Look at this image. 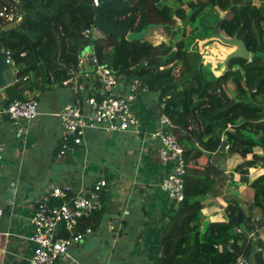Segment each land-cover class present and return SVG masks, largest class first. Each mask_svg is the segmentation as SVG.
Returning <instances> with one entry per match:
<instances>
[{
    "label": "trees",
    "instance_id": "obj_1",
    "mask_svg": "<svg viewBox=\"0 0 264 264\" xmlns=\"http://www.w3.org/2000/svg\"><path fill=\"white\" fill-rule=\"evenodd\" d=\"M18 1L22 21L0 40V49L10 52L19 69L17 81L6 88L10 101L28 100L30 80L54 88L69 81L88 47L101 67L126 81L138 79L158 95L171 125L166 131L184 149L187 169L185 199L171 211L160 241V263L234 264L243 256L264 264V242L248 241L236 230L255 229L251 218L237 224L239 202H230L228 223L209 224L204 233L201 227L203 202L222 173L212 155L225 144L231 154L252 157L237 171L253 190V205L264 222V175L255 180L249 176L250 169L264 166V156L254 152L264 151V0H135L129 9L110 13L109 23L130 33L162 25L167 34H176L168 45L146 38L130 42L114 35L86 37L96 26L93 0ZM6 25L0 20V28ZM216 27L226 38L237 35L252 54L251 61L232 59L219 76L199 51L206 44L216 49ZM2 100L0 93V110Z\"/></svg>",
    "mask_w": 264,
    "mask_h": 264
},
{
    "label": "crops",
    "instance_id": "obj_2",
    "mask_svg": "<svg viewBox=\"0 0 264 264\" xmlns=\"http://www.w3.org/2000/svg\"><path fill=\"white\" fill-rule=\"evenodd\" d=\"M83 54L79 70L70 71L71 79L59 87L29 81L25 96L39 102L36 122L15 123L0 115V264H28L33 248L31 220L48 192L70 188L73 193H87L101 181L107 186L100 193L98 210L82 223L83 230L92 233L60 264H161L160 241L175 208L161 183L175 162L155 137L164 117L158 95L142 92L133 103L139 119L137 134L90 130L77 154L58 156L63 131L57 114L77 100L104 92L96 66H90V53L86 49ZM12 70L17 81L19 69L12 64ZM129 83L120 80L118 91L125 92ZM254 152L264 156L261 148ZM246 160L252 157L222 148L212 155V163L222 173L203 202V233L209 224L228 223L230 202L240 203L245 219L261 216L253 205V190L241 182L237 171ZM253 170L251 180L264 175L261 164Z\"/></svg>",
    "mask_w": 264,
    "mask_h": 264
},
{
    "label": "built area",
    "instance_id": "obj_3",
    "mask_svg": "<svg viewBox=\"0 0 264 264\" xmlns=\"http://www.w3.org/2000/svg\"><path fill=\"white\" fill-rule=\"evenodd\" d=\"M101 0H93L94 8L101 6ZM0 20L4 24L22 21L19 1L0 0ZM4 28H0V31ZM94 34L103 37L97 27L93 26L85 32L86 37ZM206 54H201L206 60L211 55V47L205 45ZM203 47V48H204ZM87 50H91L90 47ZM8 62L14 64L9 51H5ZM96 66V74L104 88L102 94L96 93L88 96L84 101L77 100L66 106L57 114L63 134L60 138L61 149L59 157L72 156L79 152L85 143L86 134L90 130H100L105 133H135L139 132V119L133 110V103L142 93L148 91L138 79L127 84L125 92L118 91L120 78L114 71L101 67L94 57L93 49L89 51ZM117 90V92H116ZM0 115L8 117L15 123L36 122L40 116L39 102L36 98L28 100L14 99L0 110ZM161 128L156 132L158 138L171 159L175 162L172 172L161 183V190L168 195L175 204H180L185 199V176L187 174L184 158V149L180 146L176 136L170 131L169 121L161 118ZM222 141L225 142L224 137ZM225 151H230V145L225 144ZM252 175V172H250ZM107 186L106 181L98 182L91 191L73 193L70 188H53L37 204L32 222V236L29 238L33 248L28 264H60L70 257L72 247L80 244L85 236L92 233L87 228L80 231L82 223L98 210L100 193ZM251 222L255 226L249 241L264 242V222L260 217H253ZM238 234H243L241 228L236 229ZM66 233V235H63ZM256 252H262L257 247ZM234 264H256L254 258L239 257Z\"/></svg>",
    "mask_w": 264,
    "mask_h": 264
},
{
    "label": "water",
    "instance_id": "obj_4",
    "mask_svg": "<svg viewBox=\"0 0 264 264\" xmlns=\"http://www.w3.org/2000/svg\"><path fill=\"white\" fill-rule=\"evenodd\" d=\"M13 2V0H9ZM135 0H109L101 4L99 8H95L96 17L95 24L98 31L102 34L103 37L114 35L122 38H126L130 42L134 41H143L147 35L154 29H163L162 25L150 24L146 29L140 32L130 33L125 28H118L117 26L111 25L109 23V15L111 12H122L129 9ZM20 12H23L22 6L19 4ZM17 25L15 23L7 24L3 30L0 31V40L4 38L5 34L11 29L15 28ZM217 28V27H216ZM215 40L222 42L228 47H233L236 50L230 54L226 61H224L225 71L228 70L229 62L234 59H244L247 61L252 60V54L247 49L246 45L242 40L238 38V36H234L233 38H226L221 35L219 29H216V34L214 37ZM95 41H93L94 44ZM92 50V49H91ZM91 50H87L88 52ZM85 53L83 54V57ZM90 60V66L95 68V63L92 60V57L88 58ZM85 61H83L84 64ZM84 66V65H83ZM82 66V67H83ZM91 73V71H90ZM97 79L96 76L93 77ZM15 81V76L12 70V64L8 62L6 53L3 49H0V91L8 88ZM10 102V96L5 92L3 94L2 106L6 107ZM245 221V215L243 210L238 208L237 215V224H241Z\"/></svg>",
    "mask_w": 264,
    "mask_h": 264
},
{
    "label": "rangeland",
    "instance_id": "obj_5",
    "mask_svg": "<svg viewBox=\"0 0 264 264\" xmlns=\"http://www.w3.org/2000/svg\"><path fill=\"white\" fill-rule=\"evenodd\" d=\"M255 4H258V2L255 1ZM178 22H179V24H181L180 21H178ZM150 36H151V42H153L154 44H156V45L167 44L168 45L170 40L175 38L176 34L169 35L166 32H164L163 29H155L148 34V37H146V40H149ZM213 47H215L216 49H214L213 52H211V55H208L206 57V60L204 61V63L206 65L212 66V70L214 71L215 75L219 76L225 70L224 61H226L228 56L230 54H232L236 49L233 47H228L227 45L223 44L220 41H217V43H214ZM205 50L206 49L204 47V48L200 49L199 51H201L205 55L206 54ZM160 125H161V123H160ZM254 171H256V170H253L252 174L255 173ZM250 172H251V169H250ZM176 205H178V204H175V206ZM257 217H260V216H257ZM242 232H244L243 234H245L247 240L249 241L248 236L250 237L252 232H250V231L247 232V231H244L243 229H242Z\"/></svg>",
    "mask_w": 264,
    "mask_h": 264
},
{
    "label": "clouds",
    "instance_id": "obj_6",
    "mask_svg": "<svg viewBox=\"0 0 264 264\" xmlns=\"http://www.w3.org/2000/svg\"><path fill=\"white\" fill-rule=\"evenodd\" d=\"M249 176H250V174H249Z\"/></svg>",
    "mask_w": 264,
    "mask_h": 264
}]
</instances>
